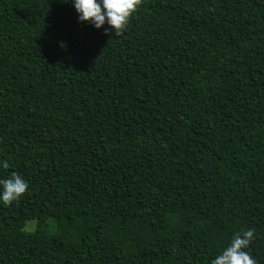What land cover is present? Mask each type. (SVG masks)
Instances as JSON below:
<instances>
[{
  "label": "trees",
  "instance_id": "1",
  "mask_svg": "<svg viewBox=\"0 0 264 264\" xmlns=\"http://www.w3.org/2000/svg\"><path fill=\"white\" fill-rule=\"evenodd\" d=\"M109 27L0 0V179L29 184L0 201V264H211L248 229L264 264V0Z\"/></svg>",
  "mask_w": 264,
  "mask_h": 264
},
{
  "label": "clouds",
  "instance_id": "2",
  "mask_svg": "<svg viewBox=\"0 0 264 264\" xmlns=\"http://www.w3.org/2000/svg\"><path fill=\"white\" fill-rule=\"evenodd\" d=\"M68 2V0H63ZM79 13L80 21H88L96 28H101L105 23L110 27L105 28L107 34L114 29L116 36L122 35L128 27L133 14L144 3V0H72ZM0 167L7 170V160L0 162ZM0 201L5 206H11L28 191V182L17 172L13 171L9 178L0 179ZM255 238V230L248 229L234 234L229 246L222 254L211 260V264H258L248 249Z\"/></svg>",
  "mask_w": 264,
  "mask_h": 264
},
{
  "label": "rangeland",
  "instance_id": "3",
  "mask_svg": "<svg viewBox=\"0 0 264 264\" xmlns=\"http://www.w3.org/2000/svg\"><path fill=\"white\" fill-rule=\"evenodd\" d=\"M34 221H30L29 223H28V227H29V229H32L33 227H34Z\"/></svg>",
  "mask_w": 264,
  "mask_h": 264
}]
</instances>
